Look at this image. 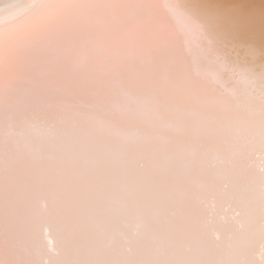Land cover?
Returning a JSON list of instances; mask_svg holds the SVG:
<instances>
[{
	"label": "snow or ice",
	"instance_id": "6c2138e0",
	"mask_svg": "<svg viewBox=\"0 0 264 264\" xmlns=\"http://www.w3.org/2000/svg\"><path fill=\"white\" fill-rule=\"evenodd\" d=\"M176 16L198 37L197 53ZM228 19L178 0L0 10V264H264V68L258 107L247 91L242 103L237 86L255 92L256 78L214 47ZM53 66L66 85L91 86L69 106L87 128L34 106V95L57 90ZM178 100L194 103L184 111ZM114 110L146 127L115 128Z\"/></svg>",
	"mask_w": 264,
	"mask_h": 264
},
{
	"label": "water",
	"instance_id": "95a60500",
	"mask_svg": "<svg viewBox=\"0 0 264 264\" xmlns=\"http://www.w3.org/2000/svg\"><path fill=\"white\" fill-rule=\"evenodd\" d=\"M30 2L31 0H26L19 7H23ZM122 2L135 3L137 0H122ZM153 2L163 5L168 3L169 0H153ZM171 2L175 3L176 0H171ZM178 3L183 9L188 11L195 10L199 12L208 10L228 14V21L222 22L220 25V30L225 35H223L221 41L214 47L220 50L221 55H227L229 64L248 68L255 76L257 82L255 92L252 91L251 87L246 88L243 83L239 84L237 87L242 96V103L249 102V96L244 95L245 91H247V93L250 94V102L252 103V106L258 107L259 76L262 68H264V0H178ZM16 7L5 10V14H7V11H15ZM172 23L178 31L183 33L182 39L186 41V47H190L193 54L197 53L198 37L196 34L194 32H189L187 25L179 16L174 17ZM208 27L211 31L212 26ZM207 58L210 59L211 56H208ZM19 63L22 66L21 75H24L26 69L23 66L28 63V58L21 56ZM138 64V62L135 63V66ZM131 65L134 64H129L128 66ZM139 71H141V67ZM139 71L133 70L130 71V73H139ZM63 74V68L53 66L50 69L49 79L56 85L57 90L53 91L52 89H47L41 91L39 96L34 95L33 104L35 107L43 108L41 113L42 118L55 119L61 117L70 125L73 122L78 123L77 121L82 119L77 115V113L82 110L69 106L75 104L79 100L85 99L86 93L91 86L86 83L76 86H68L63 80ZM130 83L136 85L138 81L132 80ZM140 92H142V90L138 91L137 95L141 94ZM108 103L110 104L111 101ZM49 104L52 106L49 107ZM177 106L182 109L184 107L183 101L180 100V103H178ZM126 114H131L136 119L142 117L128 111L114 110L106 117V119H108L117 129L137 131V126L135 124H129L128 119L125 118ZM173 120V126L175 127L178 123L175 119ZM79 126L84 128L81 125ZM145 127L146 121L143 118L139 130H143ZM21 130L27 131V129ZM172 135L176 139L180 138L177 137L175 133Z\"/></svg>",
	"mask_w": 264,
	"mask_h": 264
},
{
	"label": "bare ground",
	"instance_id": "6f19581e",
	"mask_svg": "<svg viewBox=\"0 0 264 264\" xmlns=\"http://www.w3.org/2000/svg\"><path fill=\"white\" fill-rule=\"evenodd\" d=\"M25 1L26 0H0V10L13 9V8H10V6H13V5L19 7ZM140 67H141L140 64H138L136 66L134 64V65L128 66L127 70L129 72L130 71H133V70H138L139 71L140 70ZM239 68H242V67H239ZM140 93L141 94H138V95H142L143 94V92H140ZM178 103H180V100H178L177 103H176V105H173V107H178L177 106ZM193 103H194V101L188 100V106L189 107L187 109H184V107H183L181 110H184V111L190 110L191 109V105ZM125 118L128 119L129 124H135L137 126V128H136L137 130L139 129V127L141 126V124L143 122V117H138V119H136L131 114H126V117ZM77 122L79 123V125L83 126L84 128H87L88 127L87 124L84 123L83 119L78 120ZM168 123H171L173 125L174 120L168 121ZM175 127H178V124ZM23 132H24V135L25 136H31L32 135V133H31L30 130L23 131ZM172 134H174V132H170V133L164 134L165 139H172V140L180 139V138H177V139L174 138V136ZM35 143L39 144V143H41V141L35 140ZM138 154L145 157L146 173H155L156 170L152 167L153 162L150 159H148L151 156V151L141 150V151H139ZM2 258H4L5 260H8L9 259V257H8V255H7L6 252L2 254Z\"/></svg>",
	"mask_w": 264,
	"mask_h": 264
}]
</instances>
